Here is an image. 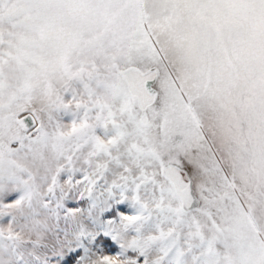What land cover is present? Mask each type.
<instances>
[{
    "label": "snow or ice",
    "instance_id": "6c2138e0",
    "mask_svg": "<svg viewBox=\"0 0 264 264\" xmlns=\"http://www.w3.org/2000/svg\"><path fill=\"white\" fill-rule=\"evenodd\" d=\"M0 264H264V0H0Z\"/></svg>",
    "mask_w": 264,
    "mask_h": 264
}]
</instances>
